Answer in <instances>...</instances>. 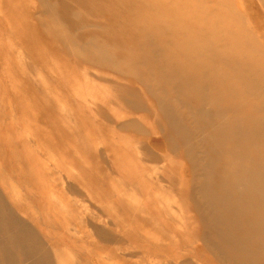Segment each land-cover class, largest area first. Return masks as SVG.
I'll list each match as a JSON object with an SVG mask.
<instances>
[{
    "label": "bare ground",
    "instance_id": "bare-ground-1",
    "mask_svg": "<svg viewBox=\"0 0 264 264\" xmlns=\"http://www.w3.org/2000/svg\"><path fill=\"white\" fill-rule=\"evenodd\" d=\"M36 1L40 33L70 62L89 70L85 78L93 89L110 95L106 103L117 112L107 113L96 100H52L46 88L49 77L34 64L37 52L23 54L28 40L14 37L7 47L36 105L29 112L36 125L32 155L40 150L42 135L36 129L42 107L54 109L56 119L80 126L81 132L87 110L102 118L119 143L115 147L86 126L92 139H86L87 150L103 147L102 172L107 182L116 179L122 206L149 217L117 215L116 221L152 227L153 241H164L157 246L179 259L171 263L157 258L153 264H203L195 256L199 248L214 264H264V0H54L61 3L60 12L50 0ZM18 102L22 104L19 97ZM17 105L10 102L0 118L17 124ZM124 137L132 140L124 144ZM25 152V164L19 159L18 166L26 170H20L17 180L11 171L5 189L16 209L0 194V264H118L113 257H124L127 264L149 263L132 241L118 236L117 226L109 230L99 225L104 208H96L98 216L85 209L80 189H67L79 206L72 212V226L63 217L56 220L53 212L36 219L39 230L32 229L23 203L36 202L38 189L51 185L35 175L36 163ZM49 176L56 186V175ZM19 182L28 184L29 192ZM42 202L49 211L66 206L61 200ZM184 209L193 224L171 233L165 221L176 219L167 212ZM39 233L56 248L43 243ZM185 236L198 249L184 242ZM91 243L108 254L88 260L96 254L84 253L83 245Z\"/></svg>",
    "mask_w": 264,
    "mask_h": 264
},
{
    "label": "rangeland",
    "instance_id": "rangeland-1",
    "mask_svg": "<svg viewBox=\"0 0 264 264\" xmlns=\"http://www.w3.org/2000/svg\"><path fill=\"white\" fill-rule=\"evenodd\" d=\"M50 1L52 5H54V7L57 9V11L60 12L62 9L61 3H56L54 0ZM3 10L4 12H2ZM38 12L39 4L36 0H0V116H5L4 114L8 112L10 102L15 103L16 105L19 104L15 107L16 111L14 109V111L19 115L18 119L16 120V123L18 122L17 124H13L14 122H11L8 119H4L3 121L0 118V172H3L1 176L2 180H0L3 184H0V194L5 197V189L9 184L8 181L10 179L9 176L11 171L14 172L12 175L16 179L18 173L21 176V169L26 170V167L18 166L19 159H21L22 164H25L24 156H26V150L28 158L32 159L31 161H34L36 164H38L33 165L34 170L38 168L35 175L38 176L44 183H46V181H49V185H51L49 186V189H44V191L38 189L37 194L40 196H36V198L38 197L36 202L28 201L27 204L22 200L24 202V207H26V209L28 208V212L26 211L25 217L28 218L27 223L32 229H38L34 223L36 219H38V221L40 222L42 220L40 219L42 218V215L52 214L53 212H55V215L53 214L52 217H55L56 220L62 219L63 217L62 221H65L70 226H72L74 223L72 212H74L75 210H79V206L77 201H74V198L67 193V189H80L86 199V202L82 203L85 209L92 212L94 216H98L100 215V213L97 212L96 208L99 209L100 206L104 208L101 213V217L104 223L99 225L102 226L104 224L105 228L109 230H112V226H117L118 236L121 237V239H129L130 241H132V243L136 246V252L138 251V255L141 254L149 258L148 264H153L155 259L157 258L171 263L178 262L179 259L174 257L172 253L169 252L170 249L168 250L165 247L157 246L156 242H159L160 245L162 243L164 244V241H162L160 237L157 238V240L153 241V238H151L154 233L152 227L142 226L140 228L134 226L133 228L132 225L127 226L128 224H126L125 226L123 223L116 221L117 215H124V217L127 216V218L133 217L134 220L136 219V217H138V219H141V217L147 216L145 214H140L133 211L132 208H124L122 206V201L117 196L119 193V188H117L116 182L113 181L116 179H113L111 182H107L106 176L102 172L103 163L100 152L103 151V147L101 145L97 146V150L93 153H90L86 148V141L88 139V141H92V139L90 138L91 131L89 133L85 131L87 127H89L91 130H94L97 135L102 134V137L110 139L111 143L115 147L116 145H119V143H116L117 141L115 139L118 137L114 135L109 128L103 125L102 118L95 116L93 113V115H90L89 113H87V110L85 108L86 112L84 113V115L86 119L81 120L83 121L81 123H83L84 126L81 132L80 126L73 127L64 118L60 120L56 119L53 115L55 111L54 109L42 107L40 109L41 111L39 110V112L42 113L43 119L40 125L38 124L36 129L37 132L39 131V133L42 135V138L38 141L40 150L38 151L39 153L37 155H32L31 152L34 150L32 134L34 133L33 127H36V125L33 126L29 112L30 114L31 112H33L32 103L34 104L33 100L35 99L31 92H29L30 86L21 80L20 74H18V70H15V60H13V57L10 55L9 49L7 47L10 44L9 40L13 41L14 37L15 39L19 37V39L24 38L23 40H28V42L26 41L27 43L24 42L26 44L23 50L21 48V51L25 52H22L23 54L30 56L31 51L33 52L35 50V52H37L36 54L38 56V59L34 57V64L36 65V67H39L41 69L43 75L45 73V75L47 74V77H49L47 78L45 76L48 81L50 80L49 85L48 87L46 86V88L50 89V98L52 100L59 97H63L65 100L76 99L75 101H78L80 99L82 102H90L96 100L99 105H102L105 108V111H107V113L114 114L117 112V109L113 105L106 103V98L110 97V95L91 87L90 83L85 78V72L89 70L82 67H77L76 65H74V63L70 62L64 55L56 50L51 41L49 42L47 38L40 33V27L36 21ZM12 28L13 30H11L12 32L10 33V35H7L8 33L6 32V30ZM13 32L15 34H13ZM34 46L35 48H33ZM135 85H138V83H135ZM28 92L29 95H26V93ZM18 97L19 100H21L22 104L18 102ZM8 98L9 100H7ZM61 105L66 110L72 109L73 111H75L73 105L71 106L69 104H64L63 102ZM34 106L36 105L34 104ZM21 111H23V114ZM21 115L23 116V119ZM129 117L135 118L136 115H129ZM23 140L26 144L23 142ZM127 140L130 142L132 139L125 138L122 141L124 144H128ZM51 149L53 150V152H51V155L55 154V156L50 155V151H52ZM135 156L136 155H134L133 153H129V157L131 159H134ZM31 161L30 163H32ZM176 166L177 168H180L179 163H177ZM51 174H55L58 178L57 184L54 187L52 185L53 183L50 182L52 181V179L49 178V175ZM22 184L24 185L22 186ZM22 184L19 182L21 189L25 190V193L29 192L28 184H25L23 182ZM22 187H25V189H23ZM22 192L24 193V191H21V194H23ZM129 198L131 200L134 199L131 193H129ZM5 199L6 202L9 203L10 200L8 201L6 197ZM22 199H24L23 196ZM52 199L55 201L61 200L62 204L66 205V208L62 206L60 210L56 205V209L54 211L44 210V203L42 202V200L45 203H49L50 201L53 202ZM162 199H164V196L162 197ZM11 205L14 207V209H16L14 204H10V206ZM31 207L33 209V212ZM36 207L37 209H34ZM35 211L37 212V214L34 213ZM154 212L155 211L153 210L152 213ZM158 212L159 218H164L161 210H159ZM38 213L40 215L39 218ZM167 213L170 216H174L176 219V221H165V228H167L171 233L178 234L180 230L187 231L189 226L193 224V217H191V213L187 209H184L182 212H175L174 210H171ZM35 214L37 217L35 216ZM181 221L183 222L181 223ZM45 226L46 228H53V226L48 223H46ZM67 227L69 228V226ZM42 228L43 227L40 228V231ZM70 229H72V227H70ZM42 230L45 231L46 229L43 228ZM48 230L52 232L51 229ZM44 231L43 233L47 232ZM39 235L43 243L51 248H56L55 245L50 244V242H48L46 238H42L44 236H42L40 233ZM59 237L63 238L62 236ZM188 237L189 236H185L184 242H186L190 246L193 244L192 246L198 249V244L193 243L192 240H189ZM64 238L67 241H70L67 236H65ZM153 244L156 245V247L153 246ZM83 248L84 253L96 254L91 258L88 257V260L90 259L91 261H94V258L99 259V256L97 254H108V249L102 248L96 245V243H91L85 246L83 245ZM161 249L164 251V255ZM198 251H200V253L195 256L200 262H202L203 264H214L209 258H207L206 254L202 253L200 248L198 249ZM168 252L170 254L169 256H166ZM125 260L126 259L124 257H121V259L113 257V262H116L118 264H127L125 263ZM108 264L113 263L108 262Z\"/></svg>",
    "mask_w": 264,
    "mask_h": 264
}]
</instances>
